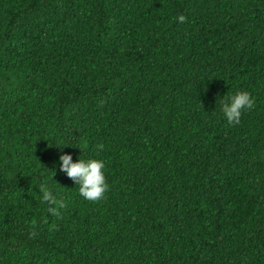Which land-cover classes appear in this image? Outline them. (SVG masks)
<instances>
[{"label":"trees","instance_id":"1","mask_svg":"<svg viewBox=\"0 0 264 264\" xmlns=\"http://www.w3.org/2000/svg\"><path fill=\"white\" fill-rule=\"evenodd\" d=\"M0 264H264V0H0Z\"/></svg>","mask_w":264,"mask_h":264}]
</instances>
